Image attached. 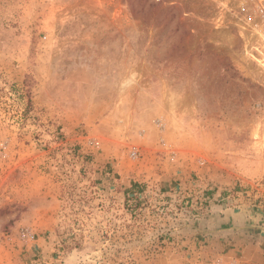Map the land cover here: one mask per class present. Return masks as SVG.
<instances>
[{
  "label": "rangeland",
  "instance_id": "374dc122",
  "mask_svg": "<svg viewBox=\"0 0 264 264\" xmlns=\"http://www.w3.org/2000/svg\"><path fill=\"white\" fill-rule=\"evenodd\" d=\"M0 264H264L252 2L0 0Z\"/></svg>",
  "mask_w": 264,
  "mask_h": 264
},
{
  "label": "built area",
  "instance_id": "2783aa9c",
  "mask_svg": "<svg viewBox=\"0 0 264 264\" xmlns=\"http://www.w3.org/2000/svg\"><path fill=\"white\" fill-rule=\"evenodd\" d=\"M250 1L255 5L256 10L262 17V41L264 42V0H246Z\"/></svg>",
  "mask_w": 264,
  "mask_h": 264
}]
</instances>
